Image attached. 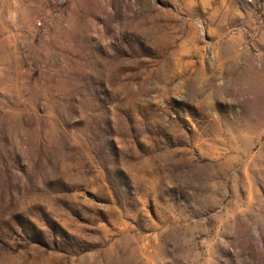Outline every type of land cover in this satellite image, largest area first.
I'll return each instance as SVG.
<instances>
[{"label": "rangeland", "instance_id": "rangeland-1", "mask_svg": "<svg viewBox=\"0 0 264 264\" xmlns=\"http://www.w3.org/2000/svg\"><path fill=\"white\" fill-rule=\"evenodd\" d=\"M0 264H264V0H0Z\"/></svg>", "mask_w": 264, "mask_h": 264}, {"label": "built area", "instance_id": "built-area-1", "mask_svg": "<svg viewBox=\"0 0 264 264\" xmlns=\"http://www.w3.org/2000/svg\"><path fill=\"white\" fill-rule=\"evenodd\" d=\"M248 3H252V0H247Z\"/></svg>", "mask_w": 264, "mask_h": 264}]
</instances>
